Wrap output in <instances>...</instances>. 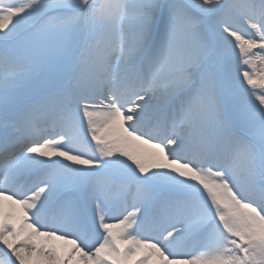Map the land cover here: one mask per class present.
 Instances as JSON below:
<instances>
[{
  "label": "snow or ice",
  "instance_id": "snow-or-ice-1",
  "mask_svg": "<svg viewBox=\"0 0 264 264\" xmlns=\"http://www.w3.org/2000/svg\"><path fill=\"white\" fill-rule=\"evenodd\" d=\"M0 264H264V0H0Z\"/></svg>",
  "mask_w": 264,
  "mask_h": 264
}]
</instances>
